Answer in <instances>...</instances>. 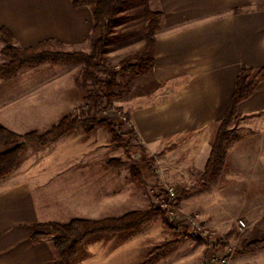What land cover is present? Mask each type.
Wrapping results in <instances>:
<instances>
[{"label":"crops","instance_id":"1","mask_svg":"<svg viewBox=\"0 0 264 264\" xmlns=\"http://www.w3.org/2000/svg\"><path fill=\"white\" fill-rule=\"evenodd\" d=\"M148 1L151 11L163 13L150 71L153 86L132 92L123 107L141 159L143 151L162 156L155 164L164 179L180 182L185 172L190 181L206 168L241 68H264V0ZM87 8L74 7L72 0H0V27L22 48L48 40L78 47L92 32ZM4 46L0 41V64L6 62ZM60 62L21 66L12 77H0V127L43 133L70 116L85 90ZM238 114L232 129L239 139L228 148L225 169L216 182L187 193L181 208L226 235L243 218L246 241L252 242L264 238V79L240 102ZM112 138L101 125L91 133L76 129L46 146L27 145L17 167L0 179V264H68L54 248L52 229L41 224L145 210L148 171L135 178L111 167ZM8 149L0 145V152ZM139 231L140 237L92 235L71 264H127L137 251L152 257L153 248L159 258L165 222L152 219ZM35 234L43 236L39 242ZM231 263L264 264V248L233 255Z\"/></svg>","mask_w":264,"mask_h":264},{"label":"trees","instance_id":"2","mask_svg":"<svg viewBox=\"0 0 264 264\" xmlns=\"http://www.w3.org/2000/svg\"><path fill=\"white\" fill-rule=\"evenodd\" d=\"M136 1L139 0H72L74 7L87 6L92 12L93 27L89 36L92 42L91 52L54 49L57 45L63 46L62 42L55 40L42 42L35 47L22 48L15 43L14 35L8 28L0 27V41L5 44L2 54L6 58V62L0 64V77H12L21 66L37 65L48 60L54 62L82 61L85 64L82 85L85 87L93 86L92 90H88L87 100L97 110L95 116L91 118L66 116L52 129L44 133L31 131L19 134L6 127H0V145L9 147L6 152H0V179L17 167L29 143L46 146L52 140L79 127L85 128L88 132H93L102 123V120L98 118V113L105 99L110 97L117 74L115 70L105 65L107 40L118 23L119 16L125 6ZM162 17V12L152 11L151 13L146 32L147 44L140 58V63L145 65V69L151 70L155 66L153 51L156 44V32L160 28ZM135 68L136 65L131 62L125 61L121 64L122 72H129ZM100 74H105L106 80L102 81ZM263 79L264 68L252 69L246 66L241 68L236 90L219 126L209 160L202 174L201 184L203 186L215 182L225 169L228 148L239 139V136H232V126L240 119L238 106L241 101L254 93L256 86ZM108 121L112 122L110 119ZM112 130L114 131L113 128ZM113 136L116 143L124 140L119 138L116 132H113ZM109 165L117 168L124 166L125 162L111 159ZM157 214H160L159 208H150L145 211H132L120 217L98 220L73 218L67 222H48L41 225H47L52 229L54 248L58 256L71 264L80 246L88 237L103 232L135 231ZM42 237L40 234H35L33 240L39 242ZM263 248L264 238H261L244 243L238 253H254ZM161 250L162 248L158 251Z\"/></svg>","mask_w":264,"mask_h":264},{"label":"rangeland","instance_id":"3","mask_svg":"<svg viewBox=\"0 0 264 264\" xmlns=\"http://www.w3.org/2000/svg\"><path fill=\"white\" fill-rule=\"evenodd\" d=\"M84 10L88 16L90 24L92 21L91 10L89 7ZM151 13L152 11L150 9L149 1L139 0L133 3H128L123 12L120 14V19L107 40L105 60V65L115 70L117 74L115 76V83L111 88L110 97L105 99L98 113V118L102 120V123L99 126L107 125L112 132V136L113 132H116L119 138L124 139L123 141H118L116 143L114 142V136L112 138V145L115 146V152L110 153V155L115 154L116 158H113L114 160L125 162L124 166L117 167V169L131 172L134 174L135 178L141 175L140 170L148 171L149 178L147 180V189L149 190V202L146 204V208H144V206L143 209L148 210L150 208H159L160 214H157L152 219L159 217L163 222H165L164 243L158 248H162L161 252L159 251L160 257H156L157 248H153L154 250L151 249L150 252L152 257H147L146 252L140 253V251H137L134 252L132 260L127 261L126 263L232 264L231 257L239 254L238 252L244 243H248V241H246L249 233L248 223L243 218L239 219L238 225L234 227V230H230L226 235L219 233V230L210 229L205 226L198 216L183 211L181 208V201L187 197V193L193 192L198 188L207 187L201 184L202 176L199 178V176L195 173L189 181L186 179L187 175L183 172L184 174L180 176V178L182 177L180 182H175L174 179H164L162 175L158 173V165L155 164L156 158L162 159L163 157L149 156V154L146 155L143 151V154L145 155L142 160V155L138 152L140 151V146L137 141L132 139L134 136V127L130 116L125 111L123 106L126 99L131 96L132 92L147 91L153 86L152 82L150 84L151 70L145 69V65L140 63V58L145 51L147 44L146 32ZM54 49L82 50L85 52H91L92 42L89 37L87 43L84 45L70 48L69 46H65L63 44V46H55ZM125 61L135 64L136 68L129 72H122L121 64ZM60 64H66V66H68L69 72H73L75 74L78 78L79 85L85 90L84 100L77 104L70 116L78 118H91L95 116L97 110L93 107L92 103L87 100L88 90H92L93 86L89 85L88 87H85L82 85L83 73L85 70L84 62L70 61V63H68L61 61ZM100 77L102 81L106 80L105 74H100ZM112 111L117 114L126 115L127 120L125 122L122 121L117 123L109 122V118L107 116H111L113 113ZM239 121L240 119L236 123ZM236 123H234L233 126ZM80 128L83 127H79L78 129ZM83 129L85 130V128ZM238 135L239 134L234 133L232 129V136ZM182 181L185 182V184L181 183ZM168 186H173L175 188V199H171L168 192L165 190ZM169 201H171L174 205L173 209L175 211V215H172L173 217L170 216L168 212L169 205H167V203ZM191 218H196L200 222L199 228L189 224V219ZM241 220L246 222L247 227L245 229L240 227ZM138 230L129 232H135L133 236L140 237V231L136 232Z\"/></svg>","mask_w":264,"mask_h":264},{"label":"built area","instance_id":"4","mask_svg":"<svg viewBox=\"0 0 264 264\" xmlns=\"http://www.w3.org/2000/svg\"><path fill=\"white\" fill-rule=\"evenodd\" d=\"M113 113L111 114V116H107L113 123H117V122H125L127 120L126 115L124 114H117L114 111H112ZM107 113V112H106ZM111 113V112H109ZM165 190L168 192L169 196L171 199H175L176 197V191L175 188L173 186H168L165 188ZM167 205H169V215L170 216H174L175 215V211L173 209V203L171 201H169L167 203ZM172 216V217H173ZM189 224L194 225L196 227H200V222L196 219V218H191L189 219ZM240 227H242L243 229H245L247 227L246 222L244 220L240 221Z\"/></svg>","mask_w":264,"mask_h":264}]
</instances>
